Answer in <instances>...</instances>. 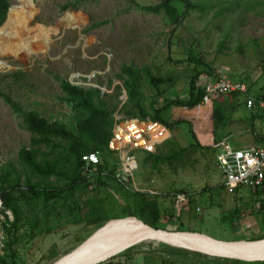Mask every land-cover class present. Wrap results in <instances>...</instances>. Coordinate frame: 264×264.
I'll return each instance as SVG.
<instances>
[{"label": "rangeland", "instance_id": "rangeland-1", "mask_svg": "<svg viewBox=\"0 0 264 264\" xmlns=\"http://www.w3.org/2000/svg\"><path fill=\"white\" fill-rule=\"evenodd\" d=\"M28 1L32 4L30 9L27 7ZM191 1L205 7V10L188 13L181 24L171 31L173 25L164 14H145L135 9V4L151 5L158 0H9L14 14L23 8H26V12L24 19L14 25L10 39H0V87L24 110L36 111L48 120L69 123L70 109L60 100L63 94L57 78L82 88H98L101 93L110 95L115 86H121V81L116 77L121 65L147 67L152 76L165 80L160 86L162 93L159 95H155V91L143 83L142 92L148 101L182 98L186 95L194 64L180 60L187 59L189 52L198 55L207 66H199L198 70L211 68L221 71L231 80L250 86L252 93L261 91L264 88V0ZM75 2V8L67 11L59 9L65 3ZM180 4L176 3V7L181 11ZM6 19L0 28V37L9 31ZM96 23L102 24L92 27ZM4 49L8 52H3ZM16 72L22 74L20 81L3 78ZM206 78L209 77L204 75L200 78L202 85ZM118 100L119 106L126 101L123 90ZM210 100V103L191 110L172 107L168 121L171 124L183 121L172 134L169 133L168 139L173 135L180 146L192 143L191 124L201 145L211 146L217 139L228 141L233 148L240 147L242 144L237 136L234 133L228 136L230 131H224V127L212 133L211 105L220 104L226 109L227 96ZM228 105L230 109L241 107L239 111L246 113L236 101H229ZM29 138L30 134L22 127V119L14 115L0 99V174L14 167L15 173L23 179L17 154L20 148L29 145ZM135 155L138 167L126 189L163 194L160 196L179 189L195 193L194 207L197 209L195 217L189 219L186 208L174 206L173 209L167 198V203L161 209L162 216H167L162 219L166 229L174 231L183 225L185 229L221 242L251 241L264 235V212L239 221L229 222L225 219L235 207L238 206L239 210L242 207L233 199V193L229 194L219 187L221 174L211 156L195 154L185 159L183 168H179L177 163L168 168L162 167V171L157 173L152 171L150 164L139 166L143 159L141 151H136ZM115 157L118 159L117 154ZM245 190H239L243 201L254 202L255 197L243 194ZM114 197L118 204L110 203V212L118 215L127 196ZM171 210H174L175 218L168 215ZM57 223H51L50 233L34 240H29L26 227L21 229L15 264H49L47 254L55 251L56 255L58 251L55 261L68 254L76 244L71 242L74 238H70V232H74L72 230L75 228L58 227ZM76 235V241L85 238L82 230ZM5 240L3 232L0 245ZM145 244L132 242L117 245L111 252L115 256L99 264L110 260H114L113 264H156L158 259L148 256L150 253H122L137 250ZM160 255L167 257L176 254L166 252ZM186 257L196 258L181 254L175 259L183 260Z\"/></svg>", "mask_w": 264, "mask_h": 264}, {"label": "trees", "instance_id": "trees-1", "mask_svg": "<svg viewBox=\"0 0 264 264\" xmlns=\"http://www.w3.org/2000/svg\"><path fill=\"white\" fill-rule=\"evenodd\" d=\"M176 3L182 4H180L181 11L176 7ZM76 5L77 2L65 3L59 9L67 11L75 8ZM9 7V0H0V28L6 19ZM135 9L145 14H164L168 22L173 25L171 31H174L188 13L205 10V7L197 6L191 0H158L157 3L151 5L135 4ZM102 23H96L92 27H98ZM187 56V59L180 61L193 63L194 69L188 81L186 95L182 98L160 99L157 102L148 101L142 92L143 83H147L155 91V95H159L162 93L160 86L165 83V80L152 76L147 67L137 68L132 65H121L116 76L121 81V86H115L110 95L101 93L98 88H82L57 78L63 94L60 100L70 109L69 123L48 120L36 111L24 110L0 87V99L14 115L22 119V127L30 134L29 145L20 148L17 154L24 174L23 179L21 180V176L15 173L14 167L11 168L12 171L5 170L0 174L3 204L11 212V216L7 219L8 226H3L6 240L0 248V264L16 263V247L19 243L21 229L26 227L29 232V240H34L38 235L50 233L51 223L58 222L61 217L67 218L66 222L70 225H76L101 223L112 218L131 216L152 228L170 230L166 229V224L162 222V219L167 216H162L161 209L167 203V198L174 209V206L176 207L174 197L178 193L187 194L186 202L178 205L180 209L186 208L188 219L195 217L197 209L194 207L196 205L195 193L179 189L160 196L163 194L150 195L147 192L126 189L115 178L119 161L115 157L116 154L108 148L112 138L115 113L126 119L157 123L172 134L175 127L183 121L172 124L168 121V113L172 107L191 110L203 104L205 92L200 78L204 75L210 77L215 70L211 68L198 70L199 66H206L204 61L198 55L189 52ZM5 77H10L16 82L22 79V74L16 72L3 76V78ZM247 87L248 93H250L251 88L248 85ZM122 90L125 92L126 101L119 106L118 98ZM254 96L264 101V88ZM236 97V94L227 96L230 100L237 99L238 97ZM211 108L212 133L214 134L216 130L225 127L229 120L226 109L222 108L220 104L215 103L211 105ZM254 113L257 117H264V111ZM190 125L192 143L180 146L172 135L169 139L156 145L153 153L141 151L143 159L138 163L139 166L145 167L150 164L152 171L160 173L162 167L168 168L172 164L178 163L179 168H183L185 159L195 154L214 158L213 145L218 141H214L211 146L201 145ZM92 153L98 154L100 163L90 167V173L84 175L81 157ZM176 171L175 168L174 172ZM240 191L236 190L233 193V199L242 209L239 210L237 206L230 215L225 216L229 222L239 221L247 216H256L264 212V184L260 189L243 192L244 195H249L251 198L255 197L254 202L243 201V196L239 195ZM114 195L121 198L122 195L127 196L118 215L110 212V203L118 204ZM255 210L257 211L255 212ZM168 215L175 218L174 210L168 212ZM182 226H178L174 231L195 232ZM263 238L264 235H260L254 240ZM148 256L157 258L156 264H264V262L245 263L233 260L211 261L199 257L176 260L175 257L180 255L164 257V255L149 254ZM129 258L126 257V259ZM113 263L114 260H110L101 264Z\"/></svg>", "mask_w": 264, "mask_h": 264}, {"label": "built area", "instance_id": "built-area-1", "mask_svg": "<svg viewBox=\"0 0 264 264\" xmlns=\"http://www.w3.org/2000/svg\"><path fill=\"white\" fill-rule=\"evenodd\" d=\"M203 88L205 92L203 104L210 103L211 98L217 99L221 96L236 94L242 98L247 110L264 111V101L248 93V87L244 82L231 80L221 71H215L209 78H206ZM115 114L112 138L108 148L118 155L119 166L115 171V178L126 187L138 167L135 152L153 153L156 145L168 139L169 131L157 123L126 119L120 114ZM155 126L160 128L154 130ZM213 148L215 166L222 178L220 186L227 193L232 194L241 189L262 188L264 184V144L237 149L226 141H218L213 145ZM81 162L82 173L88 175L91 171L90 167L98 165L100 158L97 153H92L83 155ZM147 193L156 194L151 191ZM186 199V193H178L174 197V204L176 206L183 204ZM10 216L11 212L4 207L0 191V241L2 240L3 226H8L7 219ZM1 247L2 245H0Z\"/></svg>", "mask_w": 264, "mask_h": 264}, {"label": "water", "instance_id": "water-1", "mask_svg": "<svg viewBox=\"0 0 264 264\" xmlns=\"http://www.w3.org/2000/svg\"><path fill=\"white\" fill-rule=\"evenodd\" d=\"M9 9L10 7L8 11ZM80 230H82L85 238L81 241H76V234ZM88 231L89 234L86 235ZM71 234L70 238H74L71 242H76L75 246L71 247L72 249H70L68 254L63 256L59 261H55L59 255L58 251L56 255L55 251L52 254H47V263L64 264V261L71 252L95 235L99 237L97 238L94 250L89 255L85 256L84 259L81 257L65 264H99L106 259L114 257L115 254L111 252L121 241L128 237L138 238L139 240H143V242L145 241L146 244L137 250L129 252L121 251L124 255L131 252L157 255L167 252L176 255L196 256L211 261L264 262V238L251 241L221 242L197 232L155 229L135 217L109 219L93 224L83 223L77 231L71 232Z\"/></svg>", "mask_w": 264, "mask_h": 264}, {"label": "crops", "instance_id": "crops-1", "mask_svg": "<svg viewBox=\"0 0 264 264\" xmlns=\"http://www.w3.org/2000/svg\"><path fill=\"white\" fill-rule=\"evenodd\" d=\"M252 95H258L260 91L252 93ZM238 97V98H237ZM237 99L230 100V98H227V108L226 111L228 113V123L223 128L224 131H230L228 132V136L231 135V133H234L235 136H237L238 140L241 142V146L237 147V149L241 148H251L254 146H259L264 144V117H257L255 116V113L253 111L247 110L244 107V104L242 102V98L240 96H237ZM236 101L237 104H241L242 107L245 109V114L241 113L238 108L230 109L228 103ZM227 137V136H226ZM225 137V138H226ZM214 141H217L215 139ZM213 141V143H214ZM228 142V141H226ZM235 148V147H234ZM67 218H60L57 225L58 227H66L71 226L75 228L72 231H77L79 227L83 225V223L76 224V225H70L66 222ZM56 225V226H57ZM71 233V232H70ZM40 236V235H38ZM37 236V237H38ZM36 238V237H35ZM34 238V239H35Z\"/></svg>", "mask_w": 264, "mask_h": 264}, {"label": "bare ground", "instance_id": "bare-ground-1", "mask_svg": "<svg viewBox=\"0 0 264 264\" xmlns=\"http://www.w3.org/2000/svg\"><path fill=\"white\" fill-rule=\"evenodd\" d=\"M27 7L28 9H30L32 7V4L28 1L27 3ZM26 12V8H23L19 13H13L12 9H9L8 11V15H7V19H6V26L9 29V31L6 33H4L0 39L3 40H9V34L12 33L14 30V25L16 23H18L19 20L24 19V15ZM12 30V31H11ZM22 32V30H21ZM3 52H8L7 50H3ZM160 127L155 126L153 129L154 130H158ZM99 236L95 235L92 238L88 239L87 241L83 242L82 244H80L73 252H71L69 254V256H67V259L64 261L65 263L70 262L71 260H77L79 258L82 257V259H84L85 256L89 255L90 252H92L94 250V246L97 242V238ZM136 243V242H141V243H145V241L143 242V240H139L138 238H132V237H128L126 239H124L123 241H121L118 245L120 244H127V243ZM64 263V264H65Z\"/></svg>", "mask_w": 264, "mask_h": 264}]
</instances>
